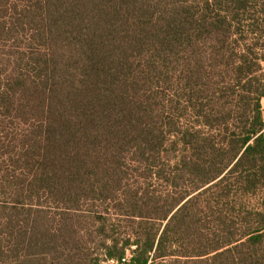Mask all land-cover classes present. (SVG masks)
<instances>
[{
	"label": "trees",
	"instance_id": "trees-1",
	"mask_svg": "<svg viewBox=\"0 0 264 264\" xmlns=\"http://www.w3.org/2000/svg\"><path fill=\"white\" fill-rule=\"evenodd\" d=\"M182 1L0 0L13 264H264V0Z\"/></svg>",
	"mask_w": 264,
	"mask_h": 264
},
{
	"label": "rangeland",
	"instance_id": "rangeland-1",
	"mask_svg": "<svg viewBox=\"0 0 264 264\" xmlns=\"http://www.w3.org/2000/svg\"><path fill=\"white\" fill-rule=\"evenodd\" d=\"M200 2V0H183L182 3L186 6H190L193 2ZM23 40V39H21ZM20 41H17V44L21 50V52H25V44L24 45H21L19 43ZM11 48V45L8 44V45H5V43H0V61L1 59L5 58V56H7L8 54H11L12 52L9 50ZM177 50H178V53H179V47H177ZM177 53V54H178ZM150 55V51H145V54H144V57L146 56H149ZM164 57H166V59L169 61H173V59L176 57L175 55H172L170 54L169 55V51L167 50L166 51V54L164 55ZM164 89V88H163ZM165 93H168L165 92ZM152 104H153V107L154 108H162V103L157 101V106L155 105L156 102L155 101H152ZM262 105H263V108H264V102H262ZM166 116H167V113H165L164 115V121H166ZM188 117H190V115L187 113H183V111L180 113L179 115V118L181 119L180 122H186L188 120H190ZM175 121H177V117H175L174 119ZM193 121V119L191 120ZM2 125L0 126V133L1 132H4L8 129H10L11 126H8V128H5L4 129H1ZM12 130L15 132L14 128L12 127ZM4 137H2V135L0 136V142H3V139ZM2 154V151L0 149V155ZM1 159V158H0ZM2 160V159H1ZM134 164V163H133ZM131 165V168L133 169L135 165ZM3 164H0V171H1V167H2ZM3 168H4V165H3ZM140 180V179H139ZM138 181V180H137ZM154 183V182H153ZM6 185V184H5ZM159 185V188H161L162 186L160 184ZM0 186H4L3 184L0 183ZM5 187V186H4ZM156 187V186H155ZM0 191H2V188H0ZM0 192V205L3 203V200L5 199L3 197V195L1 194ZM9 198V197H8ZM1 207V206H0ZM54 211V210H53ZM54 213V212H52ZM3 222V224H2ZM52 224V222H51ZM10 233H9V229L7 230L6 227H5V222H4V217H3V214L0 213V243L2 242V248L4 250V261H0V264H13L12 262L16 259V255H14V252H10L11 251V246H12V243L10 241ZM68 248H66L65 245H63L62 248L58 249V252L57 254L55 253L54 255L51 256L52 258V264L55 263V262H59V263H63L62 261L66 260L67 257L71 256L70 252H68L67 250ZM9 255V256H8ZM104 264H116L115 262H105Z\"/></svg>",
	"mask_w": 264,
	"mask_h": 264
},
{
	"label": "crops",
	"instance_id": "crops-1",
	"mask_svg": "<svg viewBox=\"0 0 264 264\" xmlns=\"http://www.w3.org/2000/svg\"><path fill=\"white\" fill-rule=\"evenodd\" d=\"M262 102H264V99L262 100Z\"/></svg>",
	"mask_w": 264,
	"mask_h": 264
}]
</instances>
